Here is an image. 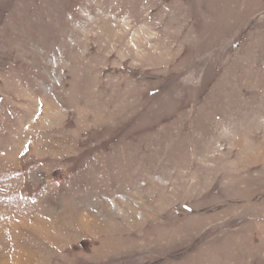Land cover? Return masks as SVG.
I'll use <instances>...</instances> for the list:
<instances>
[{"label":"rangeland","instance_id":"rangeland-1","mask_svg":"<svg viewBox=\"0 0 264 264\" xmlns=\"http://www.w3.org/2000/svg\"><path fill=\"white\" fill-rule=\"evenodd\" d=\"M0 264H264V0H0Z\"/></svg>","mask_w":264,"mask_h":264}]
</instances>
